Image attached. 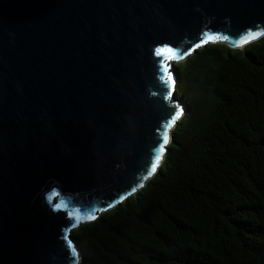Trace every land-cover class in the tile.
Returning <instances> with one entry per match:
<instances>
[{"label":"water","instance_id":"95a60500","mask_svg":"<svg viewBox=\"0 0 264 264\" xmlns=\"http://www.w3.org/2000/svg\"><path fill=\"white\" fill-rule=\"evenodd\" d=\"M250 32L264 0H0V264H79L184 112L173 61Z\"/></svg>","mask_w":264,"mask_h":264},{"label":"trees","instance_id":"16d2710c","mask_svg":"<svg viewBox=\"0 0 264 264\" xmlns=\"http://www.w3.org/2000/svg\"><path fill=\"white\" fill-rule=\"evenodd\" d=\"M242 53L216 42L174 63L184 112L162 162L72 231L79 264H264V38Z\"/></svg>","mask_w":264,"mask_h":264},{"label":"snow or ice","instance_id":"6c2138e0","mask_svg":"<svg viewBox=\"0 0 264 264\" xmlns=\"http://www.w3.org/2000/svg\"><path fill=\"white\" fill-rule=\"evenodd\" d=\"M264 35V32H250L243 40H241L239 43L236 44V47H241L242 45L248 43L251 40L257 39L260 36ZM215 39H219V37H214V36H209L208 37V41L211 40H215ZM226 39V37H225ZM200 44H197L196 47H200ZM177 55H180V58H183L182 54L177 53ZM164 72L167 73V79L171 84H174V80L172 75L169 73V70L167 67H165ZM169 95H171V92L169 93ZM182 115V110H177L175 113V116H173L171 118V120L168 122L166 130L164 131V135H163V143H161L158 147V149L156 150V154L151 162V166L149 171L147 172V175H145L144 179L147 180L150 176H152L153 174H155L157 168L159 167V164L161 162V160L163 159V155L165 153L166 150V145L169 142V135H168V131L167 129H170L173 127L175 121ZM142 186V185H141ZM136 189H133V191H135ZM87 220H92L95 219V215H89L88 217H86ZM79 222V221H78Z\"/></svg>","mask_w":264,"mask_h":264},{"label":"rangeland","instance_id":"374dc122","mask_svg":"<svg viewBox=\"0 0 264 264\" xmlns=\"http://www.w3.org/2000/svg\"><path fill=\"white\" fill-rule=\"evenodd\" d=\"M173 62H174V63H179V62H182V60H181V61H178V60H177V61H173ZM159 166H160V165H159ZM112 208H113V207H112ZM112 208H111V209H112ZM82 224H84V223H82ZM82 224H80V225H82ZM80 225H79V226H80ZM79 226H78V227H79ZM78 227H77V228H78ZM77 228H76V229H77ZM76 229H74V230H76Z\"/></svg>","mask_w":264,"mask_h":264}]
</instances>
